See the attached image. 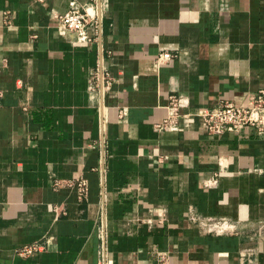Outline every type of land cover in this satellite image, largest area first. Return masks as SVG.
I'll list each match as a JSON object with an SVG mask.
<instances>
[{"label": "crops", "instance_id": "0c3cea01", "mask_svg": "<svg viewBox=\"0 0 264 264\" xmlns=\"http://www.w3.org/2000/svg\"><path fill=\"white\" fill-rule=\"evenodd\" d=\"M71 1L90 43L56 25ZM260 89L264 0H0V264H98L102 223L106 264H264V137L195 116ZM222 219L239 233L206 232Z\"/></svg>", "mask_w": 264, "mask_h": 264}, {"label": "built area", "instance_id": "2783aa9c", "mask_svg": "<svg viewBox=\"0 0 264 264\" xmlns=\"http://www.w3.org/2000/svg\"><path fill=\"white\" fill-rule=\"evenodd\" d=\"M33 2L42 3L44 0H33ZM53 18L58 29L64 33L67 39L78 44L90 43L94 38L89 35L88 30L93 27L96 31L100 23L98 15L89 13L88 10L77 5L75 1L69 3V8L64 14L55 15ZM2 20L4 26L9 25L6 13L3 14ZM172 57L174 55L170 53H161L156 57L155 61L156 64H163L172 59ZM114 81L115 79L108 73L103 72L100 65H98L96 69L89 73V92H99L102 96ZM179 101L178 98L171 96L169 108L172 109L179 106ZM195 116L203 123L204 128L211 135L237 133L244 128L251 127L255 129L258 136L264 137V89L250 94L245 104L223 101L213 108H204L197 111ZM103 130L104 122L102 121ZM62 185L57 180L53 181V187L55 188H60ZM66 185L75 188L78 200L87 193V184L83 179L68 181ZM206 224V232L208 233L231 235L239 233V222L222 219ZM97 233L100 241V261L98 264H106V231L103 223L99 225ZM43 249L44 247L41 243H33L17 249L16 254L26 258L34 253L41 252ZM156 264H169L167 253H158Z\"/></svg>", "mask_w": 264, "mask_h": 264}]
</instances>
